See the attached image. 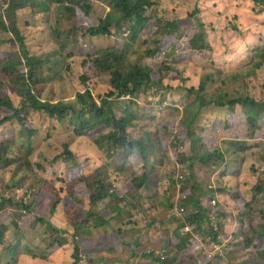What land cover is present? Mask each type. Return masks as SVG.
<instances>
[{
  "label": "trees",
  "instance_id": "1",
  "mask_svg": "<svg viewBox=\"0 0 264 264\" xmlns=\"http://www.w3.org/2000/svg\"><path fill=\"white\" fill-rule=\"evenodd\" d=\"M246 1L251 4L255 14L264 15V0ZM158 2L159 0H0V35H10L6 41H0V77L12 91V95L0 97V129L9 123H16L26 139L24 142H16L15 139L12 143L9 140L0 142V166L10 162L9 154L15 145L25 151H22L21 157L17 153L18 157L12 162H21L22 170L28 165L38 134L35 122L29 120V114L39 116L42 123L46 120L56 122L70 131L76 140L85 139L97 152L105 154L100 166L92 171L88 168L87 160L66 171L62 179L63 189L46 181H42L41 186L34 180L36 187L45 192L42 203L47 199L51 202V215L59 208L65 212L73 210L81 215L84 210L75 199L87 201L89 208L80 217L75 232L86 235L92 226L103 230L104 243L91 242L81 250L79 243L74 242L73 264H80L79 256L83 250L87 251L86 264H97L100 258L93 254L107 250L110 256L114 253V247L123 245L126 251L125 264L137 257L150 259L155 264H175L176 261L182 264L216 263L219 260L216 255H210L207 259L189 234H181L182 228L190 225L201 240L209 236L214 241L216 236L211 229L209 198H204L205 189L207 193L205 185L213 179L214 166L225 163L226 152L225 149L220 150L218 145L204 143L202 135L197 134L201 130L196 122L202 109L208 106L224 110L228 122H232L233 114L239 110L248 127L247 131L251 136L249 140L253 141L251 147L257 145L255 141L258 139L255 136H261L260 140L264 142V82L261 88L263 96L258 99L249 91L246 83L237 88L239 80L250 77L254 70H259L264 65V48L255 51L250 67L252 70L246 74H229V79L218 80L220 85H217L214 72H211L201 75L196 88L186 87L183 83L195 76V67L187 65L180 78L170 62L174 57L184 60L180 36H183L190 17L196 11L187 14L188 23L184 28L176 17H168L169 14L164 12L159 14ZM95 6H100L105 14L94 21L92 16L95 14ZM27 9L32 14H49V33L54 44L46 51L32 52L18 27V13ZM120 30L127 32L122 43L86 53L81 60L79 67L84 71L81 77L83 89H76L72 103L47 95L52 86L63 83L65 76L70 75L69 61L76 57L71 55L73 53L67 55V52L71 47L79 45L81 38L89 37L90 43L93 38L112 36ZM145 34H148L147 39ZM185 43L190 56L201 60L211 58V50L201 33H192L186 37ZM215 73L219 72L215 70ZM98 77L106 79L107 83L102 93L94 98V78ZM174 80L178 81V85H173ZM181 88L185 90L187 100L186 106L181 110V118L176 123L164 125L159 133L164 137H172L170 143L162 140L161 144L164 148L171 145L176 151L173 156L165 155L164 159L177 162L182 170L184 176L180 189L177 190L174 177L159 181L156 175L158 173L151 167L148 159L152 153L151 146L145 147L142 139L150 140L152 127L144 124L145 136L139 140L130 135L129 128L142 123L141 113L150 112L148 93H162L159 102L164 104L169 101L166 96L168 90ZM138 101L148 107L137 105ZM175 111L177 112L176 109ZM150 120L152 121L151 118ZM218 124L217 120L212 122L209 131H213ZM232 140L236 145L234 148L241 152L239 154H244L247 141L231 138ZM185 146L188 152H184ZM70 147L66 144L63 146L62 159L65 163L76 161ZM112 154L114 157H111ZM111 158L122 175L124 169L130 172L129 178L113 171L108 162ZM138 166L143 170L140 175L133 172ZM111 171L114 172V179L123 181L125 178L124 183L128 181L125 189L121 188L117 192L112 190ZM237 179L236 177L235 180ZM22 184L20 179L14 182L15 187L6 186L4 191L12 190L11 195L0 193V261L3 262V256L10 258L9 262L2 264L17 263L16 245L8 237L10 226L18 230L47 223L48 232L42 239V245L48 254H54L69 244L64 230L46 222L35 213V209L41 206L37 205V199L30 201L36 192L28 201L16 195L17 187ZM169 189L171 192L168 194L166 192ZM216 192L219 194L220 190L216 189ZM151 193L155 196L160 194L162 199L150 200ZM181 194L186 196L180 203L185 212L184 218H175V201ZM124 201L127 202L125 211L121 207ZM99 204L100 208L97 206ZM146 204L151 210L147 218L150 220L149 227L154 228L152 237L146 238L144 243L141 241L140 246L130 235L126 239L128 244H124L122 238L126 236L127 228L130 227L132 234L136 228V224L130 222L133 220L132 215L134 217L132 211ZM221 204L225 206L229 202L223 197ZM231 204L237 213L236 230L239 241L246 250L254 249L255 257L264 263V171L251 186L250 200L241 202L234 197ZM219 207L218 203L214 209L220 213ZM123 212L128 217L125 229L113 227V224L119 223ZM140 225L142 226L141 223ZM138 251L143 254L140 256ZM106 263L112 264H101Z\"/></svg>",
  "mask_w": 264,
  "mask_h": 264
},
{
  "label": "rangeland",
  "instance_id": "2",
  "mask_svg": "<svg viewBox=\"0 0 264 264\" xmlns=\"http://www.w3.org/2000/svg\"><path fill=\"white\" fill-rule=\"evenodd\" d=\"M94 11L95 14L92 16L94 21L105 14L100 6H95ZM161 12L168 13V17H176L184 28L188 23L187 14L195 12L190 17V23L188 24V28L184 31L183 36H180L184 51V60L174 57L173 61L170 62V64L173 65L175 74L180 78L183 76V71H186L187 65H190L191 68L195 67V76L188 78L187 81L183 83L186 87L192 86L196 88V84L201 75L211 72H214L213 77L217 85H220L218 80L229 79V74L244 75L251 69L252 57L255 51L264 48V15L255 14V10H253L251 4L246 0H159L158 13L160 14ZM17 24L32 52L46 51L54 44V40L49 33L51 27L49 25V14H32L31 11L27 9L18 13ZM194 32L201 33L205 38L211 50L210 59L201 60L195 56L189 55L185 39ZM126 34L127 32L123 33V30H120L118 33L112 34V36L93 38L90 43H88L89 37L81 38L80 44L71 47L67 52V55H70L68 53H73L71 55L76 57V59H71L69 61V66L71 68L70 75L65 76L66 79L63 83L52 86L50 92L47 91V95L53 96L66 103H72V100H74L73 96L76 94V89H83L81 77L84 75V71L80 69L79 65L81 64V60L85 58L86 53H93L97 49L112 47L117 43H122L125 39L123 36H126ZM147 35L148 34H145V38ZM9 36L10 35H0V41H6ZM1 54L2 52H0V56ZM215 70L219 72V75L215 73ZM94 79H96V91H94L93 94L94 98H96L99 93L101 94L105 89L104 85L107 83V80L99 77ZM176 80L173 81L174 86L178 85V81ZM263 82L264 65L261 66L259 70H254L252 74H250V77L239 80L237 82V88L239 85L246 83L249 91L254 93L255 97L258 99L263 96L261 92ZM228 83L230 84V80ZM223 89H225V86ZM184 92L185 90L182 88L178 90H168L166 96L169 101L164 104L162 102L163 105L159 102V97L162 94L159 92L156 94L148 93L147 100L151 102L150 107L146 106L141 101L136 102L137 105L141 107H148L150 112L141 113L142 123L129 128V133L134 139L139 140L145 136L143 125L146 124L152 127L150 140H142L145 143V147L151 146L150 149L152 153L148 159L153 171L158 173L156 175L159 181H167V178L172 177L175 179V177H179V175H181L182 178L184 176L177 162L164 159V157L168 155L173 156L176 153L175 149L173 150L174 147L172 148L171 145L170 147L164 148L161 144L162 140H167L170 143L172 137L170 135L164 137L163 134H159L164 125L176 123L180 120L181 110H183V107L187 104ZM208 92H210V90ZM10 95H12V91L9 85L0 77V97ZM38 117L39 116L36 114H29V120L35 122L34 127L38 129V134L34 141V153L27 161L28 165L25 166V170H22L21 162L12 161L18 156L21 157L22 151L25 150H20L16 145L12 147L9 154L10 162L0 166V193L3 195H11L13 193L12 190L4 191L6 186L13 188L15 187L14 182L22 179L23 184L18 186V189H35L36 193L34 192L35 194L30 201L37 199V205H41L35 209V213L39 215V217L47 220L46 222L51 223L62 231L64 230L69 244L65 248L56 251L54 254H48L42 245V239L48 232L47 223L38 224L28 229L19 228L18 230L10 226L8 237L16 245V264H73L72 255L74 253V242L79 243L81 250L85 247V244L91 242L99 241L100 243H104L103 230L92 226L86 235L75 232L77 225H79L78 221L80 217L85 215L89 208L87 201L75 199L79 204L78 206L84 210L81 215L73 210L65 212L61 208H59L55 214L51 215V202L47 199L42 203L45 192L44 190H40V187H36L34 180H37V184L41 186L42 181H46L57 188L63 189L62 179L66 171L71 169L75 164L85 160L88 161V168L92 171L100 166L105 154L97 152L94 146L85 139L76 140L70 131H67L56 122L46 120L42 123ZM215 120L219 121V124L213 131H209L212 122ZM196 123L201 130L197 131V134L202 135V141L204 143L207 142V144L212 143V145H218L220 150L225 149L224 152H226L225 163L214 166L215 172L213 179L210 183L205 185L206 188L208 185H211L218 191L220 190V203H222L223 197L229 202V204L224 206L227 211L224 235L227 238H221V245L227 243V246L225 250H219L213 254L219 259L213 264H264L259 258L258 260L255 257L254 249L251 248L250 250H246L239 241V233L236 230L237 213H235L236 210L231 204L233 196L241 202H248L250 200L251 186L254 185L256 178L264 171V142L260 140L261 136H255L257 137L256 139H258H254L257 145L256 147H251L253 141L249 140L251 136L247 131L248 127L245 124L243 115L239 114V110H236L233 114L232 122H228L224 110H218L213 106H208L202 109L200 118ZM231 124H233V126H231ZM171 134H173L172 130ZM22 135V129L18 124L9 123L7 126L0 129V142H7V140H9L10 143H12L14 139L16 142L19 140L24 142L26 139H24L25 136ZM231 138L247 141L246 144H248V146L244 154H239L241 152L234 148L236 145L234 140L231 141ZM230 143L233 145H230ZM65 144L69 145V147L71 146L70 150L75 154L76 161H71L69 163L63 161V146ZM185 151L188 152L186 146L184 147V152ZM198 152L201 153V150H198ZM111 157H114V155L112 154ZM108 162L111 163L112 169L116 171V174L129 178L130 172L128 170L124 169L122 171L124 175H122L117 170L118 166L112 158L108 159ZM196 167L197 166H195V168ZM133 172L136 175H140L143 170L138 166ZM113 174L114 172H112V178ZM14 176H16V178ZM236 177L239 179L238 185L235 182ZM112 178L110 183L112 184V190L115 189L116 192L121 188L125 189V185L128 184V181L124 183L125 178H123V181ZM157 179H155V181H157ZM237 188H239V191L235 192ZM170 192L169 189L166 193L169 194ZM15 193L24 194L25 190H16ZM207 194L205 189L204 198ZM159 195L155 196L151 193L149 194V199L159 201L162 199V196ZM126 203L125 201L121 203L123 211H125V207H127ZM180 203L181 202H178L176 205H180ZM97 206L99 207L100 204ZM148 207L149 205L146 204L138 210L132 211L134 217L132 215L133 220L130 222H134L136 225L142 224V219H146L148 213L151 212ZM127 219L128 217H125V212H123V216L120 218L119 223L113 224V227L125 229V220ZM155 226L156 225H154V227ZM128 229H130V227ZM148 229L151 230L152 237L154 228L149 227ZM108 231L109 230H107L106 233H108ZM106 233L105 235H108ZM134 236L135 233L130 237L138 242V238ZM126 239V236L122 238L124 244H128ZM145 240L146 238L144 236L143 241ZM139 245L141 244L139 243ZM103 248L104 244L102 246V249ZM114 248V253L110 256L107 250H102L97 255L93 254L94 257L100 258L97 264H101L102 262L125 264V246H117ZM200 252L202 253V250ZM86 253L87 251L83 250L80 255L81 258H86L87 261ZM219 253H222L223 258L218 256ZM138 254L141 256L143 253L142 251H138ZM205 256L209 259V256ZM104 259L106 260L103 261ZM9 261V257L3 256V262L0 261V264ZM148 261L137 257L132 259V262H127V264H147ZM84 264H86V262ZM175 264L182 263L176 261Z\"/></svg>",
  "mask_w": 264,
  "mask_h": 264
},
{
  "label": "built area",
  "instance_id": "3",
  "mask_svg": "<svg viewBox=\"0 0 264 264\" xmlns=\"http://www.w3.org/2000/svg\"><path fill=\"white\" fill-rule=\"evenodd\" d=\"M181 180H182V176L179 175L175 177V183H176V189L179 190L180 186H181ZM17 190H25L24 194H16L18 196H21L22 199L24 201H28L32 195L35 192V189H17ZM207 198L209 201V204L211 206V229L213 231V233L216 234L215 236V240L212 241L211 238L209 236L205 237L203 240H201L196 233L193 232L192 227L190 225H185L182 230H181V234L182 235H186L189 234L190 237H192V239H194L198 246L199 249L202 250V254L203 255H213L216 251L219 250H225L227 243L225 245H221V238H224V231H225V223L227 221V211L225 209V207L220 203L219 201V195L216 192V189L214 187H212L211 185L207 186ZM186 196L185 194H181L180 197H176V201H175V205L178 202H181L183 200H185ZM220 204L219 207V211L220 213L216 210L215 211V206L217 204ZM184 209L180 206V205H176L175 210L173 211V216L175 218H184ZM147 223H149L145 218L142 219V224L145 226ZM145 233L147 237L151 236V230L150 229H145ZM227 238V237H225ZM218 256L223 258L222 253H219ZM80 259V264H84L86 261V258H81V255L79 256Z\"/></svg>",
  "mask_w": 264,
  "mask_h": 264
},
{
  "label": "crops",
  "instance_id": "4",
  "mask_svg": "<svg viewBox=\"0 0 264 264\" xmlns=\"http://www.w3.org/2000/svg\"><path fill=\"white\" fill-rule=\"evenodd\" d=\"M236 183L238 182L239 183V179H237L236 181H235ZM239 191V188H237L236 190H235V192H238ZM238 194V193H237ZM233 198H234V196H233ZM134 233H135V238H138V242L140 243L141 241H142V243H144L143 242V234H144V229H143V227L141 226V225H136V228H134ZM132 231H131V229H128L127 228V231H126V237H127V239L129 238V236L130 235H132ZM141 246V245H140ZM126 252V251H125ZM143 260H146V261H148V263L147 264H152V262H151V260L150 259H144L143 258ZM128 262H132V260H129ZM145 264V263H144Z\"/></svg>",
  "mask_w": 264,
  "mask_h": 264
},
{
  "label": "clouds",
  "instance_id": "5",
  "mask_svg": "<svg viewBox=\"0 0 264 264\" xmlns=\"http://www.w3.org/2000/svg\"><path fill=\"white\" fill-rule=\"evenodd\" d=\"M219 195V194H218ZM207 196V195H206ZM146 220L149 222V223H147L145 226L143 225V229H144V236H145V238H150V237H147L146 236V233H145V229H148L149 228V224H150V220L148 219V218H146Z\"/></svg>",
  "mask_w": 264,
  "mask_h": 264
}]
</instances>
